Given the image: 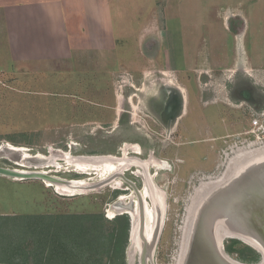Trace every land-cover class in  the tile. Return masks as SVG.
<instances>
[{
	"label": "rangeland",
	"instance_id": "1",
	"mask_svg": "<svg viewBox=\"0 0 264 264\" xmlns=\"http://www.w3.org/2000/svg\"><path fill=\"white\" fill-rule=\"evenodd\" d=\"M19 1L0 0V168L44 172L55 182H86L78 192L68 193L60 187H46L41 180H13L0 175V264L37 262L32 256L11 257L13 247L30 252L38 245L35 225L30 230L25 228L22 216L98 214L106 221L100 222L97 232L107 239L117 215L115 204L128 206L137 198L136 191L145 188L142 165L126 162L147 164L150 156L167 162L170 169L159 170L149 163L147 167L156 192L164 194L159 236L153 260L147 264H181L185 246L189 250L195 236V216L205 211L208 198L222 197V193L228 195L224 199L234 198L236 183L247 185L246 201L239 204L235 197L236 202L225 209L229 221L216 226L214 232L228 258L260 263L261 255L232 237L230 230L237 232L247 225L248 196L255 195L264 202L263 186L251 182L259 163L235 173L249 156L251 162L264 152V0H112L114 13L119 11L112 15L117 46L115 54L103 62L102 73L96 70L99 61L89 55H70L68 62L63 57L53 58L63 56L57 49L52 59L38 60V65L28 70L22 63L11 65L5 50L6 24L8 28L10 20L16 21L13 28L20 33L19 23H24L28 38L34 35L29 29L34 17L20 18L12 10ZM238 4L249 18L246 48L241 19L228 26L226 35L220 21H209L210 13L193 8L203 6L204 10L213 5L225 9ZM218 16L223 18V13ZM179 18L185 23H177ZM43 24L50 25L51 21ZM79 32L87 41L90 30L83 26ZM177 48L181 56L174 51ZM94 70L98 73H92ZM105 89L107 98L96 94ZM169 90L180 95L178 112L173 107L168 111ZM99 101L107 106L104 117L87 105ZM72 102L76 106L86 104L91 116L83 118L78 108L68 124L73 118L68 114ZM89 117L91 122H82L90 121ZM125 144L129 147L123 151ZM135 145L141 154L134 153L131 146ZM12 146L25 148L26 153ZM25 154L30 157L25 158ZM96 156L120 159L121 163L114 166L125 181L120 177L102 181L103 169L95 163L90 169L92 164L83 161ZM77 167L86 170L82 173ZM232 175L235 177L226 184H211ZM119 181L124 189L116 187ZM144 199L149 212L155 210L153 197L148 194ZM223 206H219L220 211ZM109 210L114 212L112 218ZM53 243L47 240L48 245ZM101 259L108 264L106 252L102 251ZM124 262L139 264L138 252L130 250L129 232Z\"/></svg>",
	"mask_w": 264,
	"mask_h": 264
},
{
	"label": "crops",
	"instance_id": "2",
	"mask_svg": "<svg viewBox=\"0 0 264 264\" xmlns=\"http://www.w3.org/2000/svg\"><path fill=\"white\" fill-rule=\"evenodd\" d=\"M258 1L261 2L262 0ZM13 6L14 7L12 10L15 13L18 12L17 15L20 16V18L26 16L27 18L34 17L35 20H38V32L36 31L37 22L34 23L35 20L33 22V27L29 28L34 30V35L31 38H28L27 36L28 27L24 23H19V29L22 31L20 33H16V31H14L13 27L17 26L16 21L10 20L8 22V28L6 24L7 30L5 36L7 48L5 50L11 65H13V62L17 66H19L17 62L22 63V65H25L23 68L28 70L31 65H38V60L41 62L43 59H52L51 57L54 56L55 49H57L62 51L63 56H55L53 58L63 57V60L68 62L70 61V59H68L70 58V55L79 53H81L83 56L89 55L91 58H93V60L99 61L96 70L101 72V66L104 65L103 62H105V60L108 58V55L111 56L116 52L115 46H117V39L113 33L112 19L114 18H112V15L115 13L117 14L119 11L114 13V6H116V4L113 3L112 0H20L18 4L16 3ZM193 8L196 12L199 9L198 11L200 12L210 13L209 21H214V19L215 21H220L226 35H229L227 30L228 26L233 24L235 20L241 19L243 23V44L246 48V26L247 23H249V18L247 16V12L243 9V5L238 4L236 6L226 7L225 9H220L218 6L213 5L204 7V10L203 6H195ZM234 12L240 14L236 13L235 15ZM219 13H223V18L218 16ZM224 13H227V15H224ZM63 15H67L68 18L66 16L63 18ZM47 20L51 21L50 25L43 24V22ZM200 20V23H202L201 18ZM107 22L108 27L105 28L107 26ZM178 22L180 24L185 23V21H182L181 18L178 19L177 23ZM81 23L85 28L90 30L89 34H87V41L82 40L81 34L79 32L81 28L83 30ZM52 30L53 34L51 35ZM80 37L81 40H79ZM183 42L181 40L182 45L184 44ZM170 44L173 43L169 42L168 45ZM177 44L179 45L178 42ZM75 45L80 46L76 47ZM252 48L253 46L251 45L249 52L246 49L249 55L252 53ZM176 50V54L181 56L180 49L177 48L174 51ZM96 70H94L95 72L92 73H98ZM96 94L103 96V98H107L106 89L100 90L96 92ZM99 102L100 103H91L87 105L89 107L93 106L97 108L98 112L102 114V117H104L107 106L105 102L104 104L103 102L101 104V101ZM85 105L86 104L76 106V104L73 102L72 104H68V114L71 116V118L73 116L70 121H67L68 124L71 122V120L73 122L75 119V111L78 110V108L79 110L77 112H80V114L84 116L83 118H88L85 116L89 114L91 116V111L88 109L90 111L89 112ZM87 111L88 113H86ZM89 120L90 121H88V119H83L82 122H91L90 117Z\"/></svg>",
	"mask_w": 264,
	"mask_h": 264
},
{
	"label": "water",
	"instance_id": "3",
	"mask_svg": "<svg viewBox=\"0 0 264 264\" xmlns=\"http://www.w3.org/2000/svg\"><path fill=\"white\" fill-rule=\"evenodd\" d=\"M176 98H177L176 96L169 97L167 108H169L168 106L169 104L172 103V100H175ZM177 102H179L178 99H177ZM178 111H179V108L177 107V112ZM177 112L175 113V115L177 114ZM253 172L254 173H253V176H252L253 178L251 179V182L254 185L263 186V189H264V178H263L264 177V163L258 164L257 168L254 167ZM0 175L13 177V178L18 177L16 172H14L12 169H6V168H0ZM44 177H48V176H44ZM47 179L52 180V178L50 177H48ZM129 184L132 185V183L130 182ZM243 193L244 192H242L241 195L236 197L237 201H239L238 202L239 204H243V201L245 199L244 198L245 194ZM136 194H137V205L130 202L128 206H123V208H126V209H122L121 211L117 213V215H127L129 217L130 250L138 252L139 264H147L148 261L151 262L152 260L154 246L159 236V231H160L159 221H160L161 203L152 199V201L154 202L155 210L152 209L153 213H151L149 216L147 207L146 205H144L145 204L144 202H146L145 199L142 198V195L140 192L136 191ZM222 197L220 196L215 199L214 197L208 198L205 211L202 210L200 213L197 214L196 226H195V236L190 242L189 252L186 257V260L188 259L189 264H191V262H194V261L199 262V264H227L226 263L227 261L230 264H245V263H241L239 261H236L230 258L228 259V257L224 254L223 245H222V248H220L221 245H219L218 243L219 240L221 239L218 236H216L214 232V228H216V226H218L221 223H225L226 220L229 221L230 216L228 214V211L223 210L221 211L222 212L221 215L214 214V215H211L210 218L208 217L210 215L209 212L212 213L214 210L218 209L219 206L223 205L225 200H224V197L223 199ZM248 200H249L248 202L249 210L247 212L248 213L247 216H248L249 221H247V225L241 228L242 230H239L237 232L232 231L230 235L242 241L243 243L247 244L252 249L256 250L261 255V262L257 264H264V202L262 201L260 202V199L256 197L255 195L248 196ZM207 205L209 206L207 207ZM227 205L228 204L226 203V206ZM228 206L230 207V204ZM137 209H138V212H137ZM207 210L209 212H207ZM130 212L131 213L134 212V214L136 213V217L133 218L132 214L130 215ZM211 217L213 218L211 219ZM153 219L155 221L153 225V230H150L152 227ZM201 219L203 221L205 220L210 221L209 227L211 228L210 232H212V234L208 231L209 227L207 228L205 223H203ZM200 221L202 222L201 226H200ZM214 240L218 244L217 250L219 251L220 254L224 255V258L226 260H221V258L219 256H216L215 253L213 252L214 250L211 248L210 243L211 241L214 242ZM192 254L194 255L192 256ZM195 258L196 260H194Z\"/></svg>",
	"mask_w": 264,
	"mask_h": 264
},
{
	"label": "trees",
	"instance_id": "4",
	"mask_svg": "<svg viewBox=\"0 0 264 264\" xmlns=\"http://www.w3.org/2000/svg\"><path fill=\"white\" fill-rule=\"evenodd\" d=\"M21 220L29 230L35 225L37 235L34 238L38 245L30 252L13 247L11 257L32 256L37 260L36 264H104L103 251L107 254L108 264H118V260L119 264H125L124 248L130 226L126 215H116L112 219V230L107 239L97 232L100 222L106 220L94 213L22 216ZM48 237L53 245L47 244Z\"/></svg>",
	"mask_w": 264,
	"mask_h": 264
},
{
	"label": "bare ground",
	"instance_id": "5",
	"mask_svg": "<svg viewBox=\"0 0 264 264\" xmlns=\"http://www.w3.org/2000/svg\"><path fill=\"white\" fill-rule=\"evenodd\" d=\"M167 85V84H166ZM169 86V85H168ZM173 87V86H172ZM169 88H170V86H169ZM176 88V87H175ZM170 92H171V94L169 93V95L171 96V97H177L178 98V96H180L179 94H176L175 92L172 94V91L171 90H169ZM175 91H177V90H175ZM179 93V92H178ZM176 98V99H177ZM176 99L175 100H173V102L171 103V104H169V108H168V111L170 110V108H174V109H177V105H178V102H175L176 101ZM171 112V111H170ZM172 113V112H171ZM8 146H10L9 144H8ZM127 147H129V145H124V147H123V151H125L126 150V148ZM132 147V149H135V154H141V149H139V147L138 146H131ZM12 149L13 150H15V151H18V152H24V153H26V149L25 148H17V147H13L12 146ZM259 149H261V148H259ZM262 150V149H261ZM132 151H134V150H132ZM125 155V154H124ZM239 156V155H238ZM237 156V157H238ZM256 157L254 158V159H252L251 160V162H250V160H249V158H250V156H249V158H248V160L247 161H244L245 163L244 164H242V165H240L239 167H238V169L235 171V173L237 174V173H242L244 170H247V168H248V165L249 164H257V163H259V164H261V163H264V152H261L260 154H257V155H255ZM30 156L28 155V154H25V158H29ZM37 158H39L40 157V155L38 156H36ZM253 158V157H252ZM121 159H123V158H121ZM83 161L84 162H87V163H89V164H92V165H89V166H91L90 167V169H94V167H95V165H97L99 168L101 167V169H103V171H104V175H105V177H104V180H102V181H108V180H112L113 178H115V177H120V178H122L124 181H125V179H124V177H123V175H122V172H119L118 171V173L116 172V170H117V168L114 166V164L115 163H119L120 162V159H117V158H115L114 156H96V157H90V158H85V159H83ZM248 161L250 162V163H248ZM133 162V164H140V165H142L141 167L144 169V174H145V176H143V177H141V178H143V180H144V183H145V188L140 192L141 193V195H142V198H144V197H146L148 194L150 195V197H153V199L154 200H156L157 202H160V203H163V192L161 193V192H159V193H157L156 192V189L154 188V186H153V183H152V181H151V178H149V175L147 174V167H148V165L150 164L151 165V167L153 166V164H155L156 165V169H159V170H169L170 169V165L167 163V162H165V161H159V160H155L154 159V157H152V156H150V160H149V164L147 163H140L139 161H136V160H131V161H129V162H126L127 164H131ZM94 163H95V165H94ZM121 163V162H120ZM126 163H125V166H126ZM248 163V164H247ZM99 164V165H98ZM20 166H21V164H19ZM118 165V164H117ZM121 165H124V164H119V166H121ZM89 168V167H88ZM228 169V168H227ZM76 170H78V171H80V172H82V173H84V171L86 170V168L84 169V167H77V169ZM14 172H16V174H17V176L18 177H14L13 178V180H26V179H37V180H41V181H43V183H44V185L46 186V187H54V188H63L64 190H65V192H68V193H74V192H78V189L80 188V187H83V186H85V180L84 179H79V180H70V181H66V180H61V182H63V183H61V182H55V181H53V179L51 180H48L47 178L48 177H44V176H47V174L46 173H44V172H38V171H26V170H20V169H14L13 170ZM97 171H98V169H97ZM242 171V172H241ZM99 172V171H98ZM114 172H116V173H114ZM139 173V172H138ZM137 172L135 173V174H138ZM227 173V172H226ZM140 174V173H139ZM142 174V173H141ZM44 175V176H43ZM103 175V174H102ZM103 175V176H104ZM233 176L234 175H232L231 177H229V178H227V179H224V180H222V178L221 179H219V180H217V181H214L213 183H211L212 185H223V184H226L227 182H229V181H231V179L233 178ZM240 176V175H239ZM235 177V176H234ZM237 179H238V177H237ZM222 181H224V183H221ZM236 183V182H235ZM115 185V184H114ZM211 185V186H212ZM232 185H234V184H232ZM207 186V185H206ZM237 186V187H236ZM236 186L234 185L233 187H236L237 189H236V193H235V197H237V196H239V195H241L242 194V192H244L243 194H245V191L246 190H248V189H246V186H244V185H239L238 183H236ZM116 187L117 188H120V189H124L125 187L123 186V183L121 182V181H119V182H117V184H116ZM205 188V187H204ZM239 188V189H238ZM227 193H222L221 195L222 196H224L225 197V195H226ZM235 197L234 198H230V196L229 197H226L224 200V203H223V205L225 204L226 205V203L229 205H231V204H233L234 202H236V199H235ZM124 198V196H121L120 197V199H123ZM245 198V197H244ZM243 198V199H244ZM161 200H162V202H161ZM246 199H244V201H245ZM134 201H136V203H134ZM244 201H243V203H244ZM132 203L133 204H136L137 205V198L135 199V200H132ZM146 205V204H145ZM222 205V206H223ZM224 205V206H225ZM226 206L227 208H225L224 206H223V210H225V209H227V210H229L228 208H229V206ZM123 206H125L124 204H121V203H119V202H117L116 204H115V209H116V211H117V213L119 212V211H121L122 209H126V208H123ZM127 210H129V209H127ZM147 211H148V214H149V216H150V214L151 213H153V211H150L149 212V210L147 209ZM137 212H138V209H137ZM207 212H209L208 210H207ZM108 216L110 217V218H112L113 216H114V212H112L111 210H109L108 211ZM210 213V215L208 216L209 218H210V216L211 215H214V214H222V212L220 211V208H218V209H216L215 211H213L212 213L211 212H209ZM244 213V212H243ZM242 213V214H243ZM132 214V216H133V218H135L136 217V213L134 214V212L133 213H131L130 212V215ZM241 214V215H242ZM194 215H195V212H194ZM243 216V215H242ZM245 216V215H244ZM196 218H197V215L195 216V221H196ZM213 217H211V219H212ZM220 219H222V218H220ZM202 220V219H201ZM195 221H194V223H195ZM154 219H153V222H152V227H151V229L150 230H153V225H154ZM202 222L203 223H205V225H206V227L208 228L209 227V223H210V221H203L202 220ZM202 222L200 221V226L202 225ZM222 230H224V229H222ZM229 230H230V227H229ZM208 231L210 232L211 231V228L209 227L208 228ZM225 231V230H224ZM152 232V231H151ZM235 232V231H234ZM211 234H212V232H210ZM227 233H229V232H227ZM230 233H231V230H230ZM210 234V235H211ZM215 234H217V233H215ZM233 237V236H232ZM244 238H245V236H244ZM219 245H221V240H219ZM211 248L214 250L213 252L215 253V255L216 256H219L220 258H221V260H226L225 258H224V255L223 254H220L219 253V251L217 250V247H218V244H217V242L214 240V242L213 241H211ZM252 245H253V243H252ZM185 246V245H184ZM255 246V245H254ZM220 248H222V245L220 246ZM188 252H189V250L187 249L186 250V246H185V253H184V257H183V259H182V262H181V264H189V262H188V259L186 260V257H187V255H188ZM194 254H192V256H193ZM229 259V258H228ZM153 260V259H152ZM194 260H196V258L194 259ZM193 260V261H194ZM227 264L229 263L228 261L226 262ZM191 264H199V262H197V261H194V262H191ZM230 264V263H229Z\"/></svg>",
	"mask_w": 264,
	"mask_h": 264
},
{
	"label": "flooded vegetation",
	"instance_id": "6",
	"mask_svg": "<svg viewBox=\"0 0 264 264\" xmlns=\"http://www.w3.org/2000/svg\"><path fill=\"white\" fill-rule=\"evenodd\" d=\"M166 91H167V90H166ZM167 92H168V91H167ZM257 106H258V105H254V108H256V109H257V108H258ZM168 119H171V117H170V118H168ZM121 120H122V118H119V122H121Z\"/></svg>",
	"mask_w": 264,
	"mask_h": 264
}]
</instances>
